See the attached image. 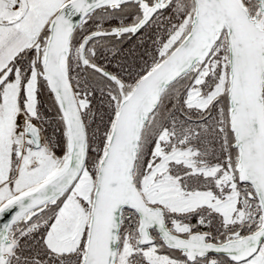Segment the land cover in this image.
<instances>
[{"label": "snow or ice", "instance_id": "obj_1", "mask_svg": "<svg viewBox=\"0 0 264 264\" xmlns=\"http://www.w3.org/2000/svg\"><path fill=\"white\" fill-rule=\"evenodd\" d=\"M0 264H264V0H0Z\"/></svg>", "mask_w": 264, "mask_h": 264}]
</instances>
